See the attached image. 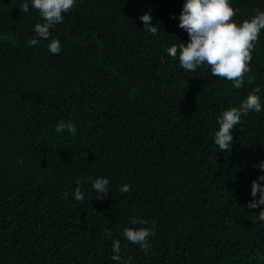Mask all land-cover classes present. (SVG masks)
Listing matches in <instances>:
<instances>
[{
	"label": "trees",
	"instance_id": "16d2710c",
	"mask_svg": "<svg viewBox=\"0 0 264 264\" xmlns=\"http://www.w3.org/2000/svg\"><path fill=\"white\" fill-rule=\"evenodd\" d=\"M23 2L0 0V264H120L113 239L131 264H264V209L247 207L264 173V112L242 115L231 151L213 143L222 110L258 86L264 102V30L235 89L167 55L189 38L184 0H77L53 30L58 55L27 45L40 17ZM231 3L237 22L264 10ZM149 10L155 36L139 19ZM69 119L77 135L56 133ZM101 175L108 196L85 181L74 199L77 178ZM133 218L155 231L147 250L123 236Z\"/></svg>",
	"mask_w": 264,
	"mask_h": 264
},
{
	"label": "clouds",
	"instance_id": "9594fccd",
	"mask_svg": "<svg viewBox=\"0 0 264 264\" xmlns=\"http://www.w3.org/2000/svg\"><path fill=\"white\" fill-rule=\"evenodd\" d=\"M77 0H24L20 5L23 14H28L30 9L38 11L40 20L33 26L35 35L27 39L28 46H37L41 41H48L47 49L53 55L62 51V44L53 30L62 24L65 14L69 13L76 5ZM236 10L232 7L231 0H184L178 16L179 27L187 32L188 39L181 40L167 48V55L174 60L178 59L184 71L196 72L199 67L206 66L215 77H220L231 82V86L240 89L245 85V74L250 71L252 52L259 34L264 30V10L257 9L255 14L237 22L233 17ZM143 22V30L152 35H157V23H153L151 10L145 11L139 17ZM251 77H248L249 83ZM261 88L258 86L248 92L247 96L238 104L222 110L216 117L217 128L213 134V143L220 151H231L234 144L233 128L241 124L242 115L250 112H264V102L261 99ZM77 124L69 119L61 120L55 126L56 133L67 132L68 135H77ZM18 163H23L19 160ZM264 169V166H258ZM85 181H90L91 188L103 196L109 195L110 180L106 176L77 178L76 187L72 193L76 201H84L85 194L82 186ZM120 192H128L130 185L125 183L120 186ZM68 193L61 194V199L67 198ZM251 199L247 202L249 209H264V173L251 182ZM259 220L264 223V210L259 212ZM130 227L123 229L124 238L131 243L139 244L147 250L149 238L155 236V231L147 227V221L142 218H133ZM139 225V227H135ZM108 238L112 232L105 229ZM113 261L120 264H131L121 256V242L112 240ZM264 259V256L261 257Z\"/></svg>",
	"mask_w": 264,
	"mask_h": 264
}]
</instances>
